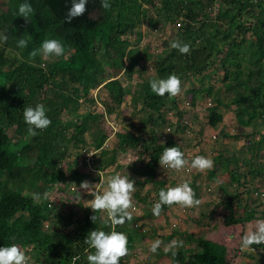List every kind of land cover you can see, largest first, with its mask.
I'll return each instance as SVG.
<instances>
[{
    "label": "trees",
    "instance_id": "16d2710c",
    "mask_svg": "<svg viewBox=\"0 0 264 264\" xmlns=\"http://www.w3.org/2000/svg\"><path fill=\"white\" fill-rule=\"evenodd\" d=\"M21 2L6 0L5 9L0 7V31L8 35V40L0 44V245L18 244L31 253L34 264H87V255L94 251L84 243L88 232L94 228L110 230V226L101 224L103 217L99 211L88 206L81 218L72 221L56 211L52 203L48 204L47 194L67 180L63 163L71 158V149L86 147L85 134L92 135L88 146L92 150L99 149L107 139L110 130L106 133L99 124L104 115L90 110L79 113L78 109L92 102L90 92L100 84L112 104L104 103L105 114L113 113L123 103L127 92L117 75L123 71L130 79L136 72L137 59L144 58L128 39L143 19H147L151 28L169 22L179 26L163 42L162 52L153 60L154 76L142 81L133 94L146 112L143 124L151 127L153 140L146 143L131 133L118 134L115 149L101 152L103 159L98 162V169L104 170L114 163L118 151L141 146L145 160L139 170L134 163L133 171L137 175L150 174L151 181L163 148L175 145L169 139L158 142L155 130L166 125L164 109L176 107L177 101L176 96L153 93L150 80L169 74L177 75L181 82L189 77H205L216 65L223 71L221 80L229 102L223 103L220 92L203 90L215 102L209 108V125L216 127L222 122L223 116L218 111L222 105L234 107L239 127L251 128L258 123L263 127L258 134L251 132L244 136L247 148L260 146L264 150V0H108L109 8H103L101 0H89L85 14L71 22L65 20L71 0H29L34 9L29 19L18 15ZM149 8L154 10V18L148 17ZM213 10L216 13L211 17L208 12ZM138 36L139 41V33ZM19 38L28 40L27 47L17 46ZM48 38L58 39L65 46L62 57L44 59L39 54L41 42ZM174 39L189 44V52L182 54L172 48ZM33 50H37L36 56L31 55ZM143 53L147 55L145 50ZM37 102L46 105L51 123L38 130L36 136H30L23 109ZM180 125L181 122L176 123L177 129H182ZM5 130H12L16 140L5 142L2 137ZM182 151L185 153L184 148ZM219 156L214 159L215 164ZM260 157L264 159V152ZM246 163L249 165L250 160ZM222 168L226 170L227 166ZM251 168L248 173L252 177L236 178V170L229 171L230 182L239 184L240 179L250 182L249 178H260L264 164ZM73 172V179L80 182L83 174L74 167ZM212 174L213 170L209 177ZM146 182L135 180V186L143 188ZM191 187L195 192V186ZM251 191L254 192L246 190L249 195ZM34 192L40 193L39 200L33 198ZM139 195L134 193V197L145 202L146 198ZM254 199L259 203L251 209L246 204L240 206L243 200L239 196H228L225 202L228 212L236 205L242 207V214L226 213L223 226L243 225L257 213L261 219L264 197L260 199L254 192ZM167 209L165 205L161 211ZM92 215L97 216L94 222ZM130 222L116 226L117 231L127 234L128 253L133 252L135 239L141 235L140 229L129 226ZM46 223L50 227L45 228ZM172 239L170 234L162 241ZM184 239L195 242L199 250L185 254L181 247L172 256L159 248L154 257L161 260L169 256L174 264H229L240 249L228 253L225 245L194 234ZM249 253L242 251L241 257L252 259L250 264H264V244L252 245Z\"/></svg>",
    "mask_w": 264,
    "mask_h": 264
},
{
    "label": "rangeland",
    "instance_id": "374dc122",
    "mask_svg": "<svg viewBox=\"0 0 264 264\" xmlns=\"http://www.w3.org/2000/svg\"><path fill=\"white\" fill-rule=\"evenodd\" d=\"M5 2L6 0H0V7L3 10L5 9ZM208 13L213 17L216 10L209 11ZM148 17H155L152 8H149ZM146 20L143 19L140 26L128 37L131 44L137 46L139 54L144 58L140 57L141 59H137L136 72L134 71L130 79L125 77L123 71L117 75V78L122 81L127 92L123 103L113 113L104 114V103L111 104V102L107 97L103 84H100L90 92L89 97L93 99L92 102L87 103L86 106L81 105L78 109L79 113L90 110L94 111L95 114H103L104 116L99 124L103 130H107L106 133L110 130V126L115 128V133L111 134L109 138L107 137L105 142V150L108 152L115 149L118 134L131 133L140 136L146 143H150L153 140V137H151V127L148 125L144 126L143 124L146 112L142 109L139 100L133 94L139 89L142 81L147 77L154 76L152 69L153 60L162 52L163 42L169 40L179 26L178 24L169 22L161 24L156 28H151ZM138 33L140 34L139 41ZM144 50L147 52V55L143 53ZM44 59L47 58L44 57ZM123 65L125 67L126 62ZM205 74V77L197 76L184 79L181 85V93L176 95V107L164 109V115L166 112L172 111L174 113L173 116L177 118L175 123L178 120L180 121V119L189 122L191 124V134L186 135L182 129H177L176 127L170 135H167L164 130L168 120H166L165 116L166 125L164 123L165 126L157 127L155 134L158 142L169 139L175 145L180 146L181 149L184 148L189 160L195 155L209 156L214 160L220 154L218 163H214L213 168L208 169V171L190 169L189 172H186L185 169L177 171L159 164L153 179L149 181L150 174L137 175L133 171L132 166L134 163H136V170H139L145 160L141 152L142 147L140 146L125 148L124 152L118 151L114 163L107 166L103 171L98 169V162L103 159L100 156L101 152L94 154V165L91 167L94 171H92L88 168L86 157H84L85 149L87 152L91 150L88 146L92 142V135L87 133L85 134L86 147H80L77 150L71 149V158L63 163L62 167L66 172L67 180L55 185L52 191L47 194L48 204L52 203L54 205L52 207H55L56 211L68 218L71 217V220L74 221L75 217H82L84 208L90 206L91 199H93L89 191L80 187L81 182L88 181L97 191H103V188L97 184V180L102 175V182L105 185L107 179L115 174L128 175L130 179L134 181L138 180L139 182L147 180L143 188L135 186L132 194L133 205L140 209L141 215H132L133 218L130 220L129 226L140 229V234L145 235L148 242L143 243L142 240H139L142 238L141 235L138 236L136 250H139L130 253L126 261L120 264H128L126 262L129 259L133 260L132 264H174L169 256L161 260L155 256V260L153 253L149 251V247L155 239L159 238L162 241V238L170 236V234H172L175 240L182 241V244L176 249L182 247L185 254L199 250V245H196L195 242H184V238L189 234H194L197 238H206L223 244L227 247L228 253H230L240 247L241 236L259 219L257 213L253 219L245 220L243 225L226 227L222 224V218L226 213H235L237 216L241 215L242 207L240 206L244 204L248 208H254V205L259 203L254 199V192L258 194L264 193V170L261 171L263 174L260 178H249L250 182H243L240 179L239 184L230 182L229 175V171L236 170V178H241L244 175L252 177L248 173L249 170L251 172V167L260 168L264 164V159L260 157V154L264 152L263 148L260 146L252 147V149L247 148L248 141L244 137L251 132L258 134L259 131H263V127L259 123L251 128L239 127L235 122L234 107L227 108L224 105L218 109L219 113L223 116L222 122L216 127H211L208 123L209 108L211 107H207V103L211 101V105L214 106L215 102L203 90L210 88L213 94L220 92L224 104L229 102V97L226 94L225 85H223L221 80L223 71L217 65L210 68ZM201 89L202 92L199 93ZM67 119L70 118L67 117ZM233 129H235V132H233ZM212 136H216V139L212 140ZM2 137L5 142L16 140L12 130H5ZM247 160H250L249 165L246 163ZM223 166H227V169L222 168ZM73 167L78 169L80 174H83V176H80L81 181L78 183L73 179ZM209 170H213V174L210 177L208 175ZM184 180H188L190 185L195 186V196L200 200V204L190 208L171 205L168 206L167 210L161 211L159 216L153 215L152 207L158 199L159 189L175 186ZM159 183L163 184V186L160 187ZM247 189L254 190V192L251 191L249 195L246 192ZM136 192L140 193L139 196L146 198L145 202L134 197V193ZM235 195L239 196V199L243 201L240 203V206L234 205L228 212L225 202L228 196ZM261 219H264V216ZM139 223L141 224L140 227L134 226ZM229 234L232 236L231 240L226 239ZM169 242L162 241L160 248H164ZM248 249H242L244 254H251ZM30 254L26 253L28 264H34V259ZM233 259L235 260L233 261ZM236 259L237 257L230 259L228 261L229 264H250L252 261L247 256Z\"/></svg>",
    "mask_w": 264,
    "mask_h": 264
},
{
    "label": "clouds",
    "instance_id": "9594fccd",
    "mask_svg": "<svg viewBox=\"0 0 264 264\" xmlns=\"http://www.w3.org/2000/svg\"><path fill=\"white\" fill-rule=\"evenodd\" d=\"M88 2L89 0H71V6L67 9L65 20L71 22L74 18L84 15ZM101 6L109 8L110 4L108 0H101ZM17 11L19 16L26 19H29L34 13L29 0H23V2L19 3ZM7 40L8 35L6 32L0 31V44ZM16 43L19 48H25L28 45V40L19 38ZM171 47L182 54L188 53L190 48L189 44L184 43L180 39L172 40ZM38 52L45 58H58L64 55L65 46L58 39L48 38L41 42ZM31 55L36 56L37 50H33ZM149 84L151 91L158 96L167 94L169 97H175L182 90V82L175 74L153 78ZM47 111L46 105L40 102H37L34 106L28 105L23 109V120L27 125V132L30 136H36L38 130L42 131L50 125L51 120L47 115ZM233 132H235V129H233ZM105 142L99 149H91L89 151H97L96 153L107 151L104 147ZM158 162L161 166L177 171L183 169L204 171L214 166V160L205 155H195L189 160L178 145L164 147ZM102 177L103 175L97 182ZM100 186L103 191H97L88 181H83L80 185L81 188L92 194L93 199H91L90 208L93 211L100 212L101 217H103L100 221L101 224L110 226L109 231H105L103 228H94L88 232L84 243L94 251L87 255V264H120L121 257H124L129 251L127 246L128 237L126 233L117 231L116 226L124 224L133 218L131 208H134L132 194L135 190V181L130 179L128 175L115 174L107 179L106 185L101 181ZM32 196L36 200L40 199V193L34 192ZM199 204L200 200L196 198L190 182L184 180L175 186L161 188L158 192V199L153 204L152 212L153 215L159 216L162 207L165 205H178L190 208ZM91 219L94 222L97 216L92 215ZM47 227H50V224L46 223L45 228ZM226 239L231 240L232 236L229 234ZM161 244L162 241L159 238L155 239L151 243L149 251L156 253ZM180 244H182V241L174 239L164 247L163 251L165 253L170 252L172 256H175V249ZM259 244H264V219H257L254 225L240 238V249L249 248L248 250H250L252 245ZM0 264H28V256L18 244L0 245Z\"/></svg>",
    "mask_w": 264,
    "mask_h": 264
},
{
    "label": "built area",
    "instance_id": "2783aa9c",
    "mask_svg": "<svg viewBox=\"0 0 264 264\" xmlns=\"http://www.w3.org/2000/svg\"><path fill=\"white\" fill-rule=\"evenodd\" d=\"M212 105H211V101H208V103H207V107H211ZM165 112V111H164ZM105 114V113H104ZM166 114H167V116H168V119H167V116H166ZM166 114H165V117H166V120H168V123H167V125H166V127H165V133L167 134V135H170L171 133H172V130L174 129V128H176V123H175V121L177 120V118H175L174 116H173V112L171 111V112H166ZM179 118H181V117H179ZM178 122L180 123L181 122V128L183 129V132H184V134H186V135H188V134H191V124L189 123V122H187L186 120H182V119H180V121L178 120ZM110 129H111V133H110V135L111 134H114L115 133V128L113 127V126H110ZM109 135V136H110ZM216 139V136H212V140H215ZM106 145V144H105ZM105 147V146H104ZM96 152L97 151H90V152H87V151H85V154H84V157H86V162L88 163V168L90 169V170H92V171H94L93 169H91V167H92V165H94V160H93V156H94V154H96ZM90 154V155H89ZM87 165V164H86ZM185 171L186 172H189L190 170L189 169H185ZM100 175H101V173H100ZM102 181V179H100L99 180V182L97 183L98 184V186H100V182ZM255 195L257 196V197H260V198H263L264 197V193L262 192V193H260V194H258L257 192L255 193ZM131 212H132V215H141V211H140V209L138 208V207H136V206H134V208H131ZM138 225L139 224H135L134 226L135 227H138ZM241 254H242V251H241V249H239L238 250V252H237V257H239V256H241ZM75 260V258H73V261ZM235 259H233V261H234Z\"/></svg>",
    "mask_w": 264,
    "mask_h": 264
},
{
    "label": "crops",
    "instance_id": "0c3cea01",
    "mask_svg": "<svg viewBox=\"0 0 264 264\" xmlns=\"http://www.w3.org/2000/svg\"><path fill=\"white\" fill-rule=\"evenodd\" d=\"M104 217H105V216H104ZM139 225H140V223H139ZM137 238H139V237L137 236L136 239H135V242H134V250H133V252H134V251L137 252V251L139 250V249L136 250V243L138 242V239H137ZM139 240H142L143 243H144V242H148V239H147V238H141V239H139ZM149 241H150V240H149ZM129 254H130V253H127L124 257H122L123 259H121L120 262H125L126 259H127L128 256H129ZM129 260H130V261H129ZM129 260H128L129 262L127 261L126 263H128V264H132V261H133V260H132V259H129Z\"/></svg>",
    "mask_w": 264,
    "mask_h": 264
}]
</instances>
